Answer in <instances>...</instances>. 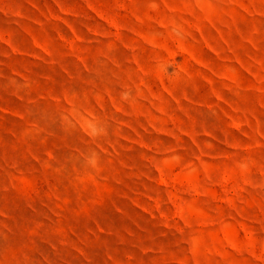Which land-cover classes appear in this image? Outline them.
I'll return each mask as SVG.
<instances>
[{"label": "rangeland", "instance_id": "obj_1", "mask_svg": "<svg viewBox=\"0 0 264 264\" xmlns=\"http://www.w3.org/2000/svg\"><path fill=\"white\" fill-rule=\"evenodd\" d=\"M0 264H264V0H0Z\"/></svg>", "mask_w": 264, "mask_h": 264}]
</instances>
